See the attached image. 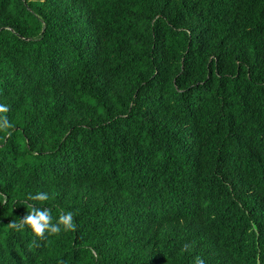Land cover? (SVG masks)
<instances>
[{
	"label": "trees",
	"instance_id": "trees-1",
	"mask_svg": "<svg viewBox=\"0 0 264 264\" xmlns=\"http://www.w3.org/2000/svg\"><path fill=\"white\" fill-rule=\"evenodd\" d=\"M0 104V264H264V0H0Z\"/></svg>",
	"mask_w": 264,
	"mask_h": 264
},
{
	"label": "clouds",
	"instance_id": "clouds-1",
	"mask_svg": "<svg viewBox=\"0 0 264 264\" xmlns=\"http://www.w3.org/2000/svg\"><path fill=\"white\" fill-rule=\"evenodd\" d=\"M7 111V106L0 104V132H6L7 135H11L9 130L12 125L3 115L4 113H7ZM29 199L36 203L29 205L27 207V215L19 220L21 225L29 229L35 236L43 237L45 234L51 236L59 234L61 231H71L75 227L73 214L70 211L61 210L57 214L55 222H53L50 209L44 206L49 200V194L47 192L41 191L36 192L35 194H30ZM4 202V198L0 196V205H3ZM13 223V221L10 222V224ZM195 264H204V260L197 257Z\"/></svg>",
	"mask_w": 264,
	"mask_h": 264
}]
</instances>
